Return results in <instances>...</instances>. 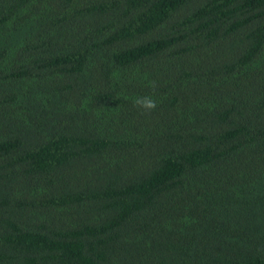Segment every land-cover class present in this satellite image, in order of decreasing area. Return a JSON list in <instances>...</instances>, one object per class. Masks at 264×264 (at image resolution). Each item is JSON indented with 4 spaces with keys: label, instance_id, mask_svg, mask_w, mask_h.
Segmentation results:
<instances>
[{
    "label": "trees",
    "instance_id": "obj_1",
    "mask_svg": "<svg viewBox=\"0 0 264 264\" xmlns=\"http://www.w3.org/2000/svg\"><path fill=\"white\" fill-rule=\"evenodd\" d=\"M0 264H264V0H0Z\"/></svg>",
    "mask_w": 264,
    "mask_h": 264
},
{
    "label": "clouds",
    "instance_id": "obj_2",
    "mask_svg": "<svg viewBox=\"0 0 264 264\" xmlns=\"http://www.w3.org/2000/svg\"><path fill=\"white\" fill-rule=\"evenodd\" d=\"M138 104H141L144 107L152 108L155 106L154 102L145 98V99H138L136 101Z\"/></svg>",
    "mask_w": 264,
    "mask_h": 264
}]
</instances>
